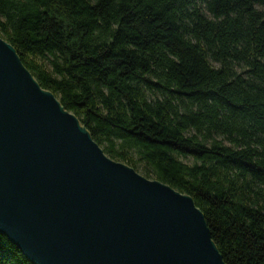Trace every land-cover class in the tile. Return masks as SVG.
<instances>
[{
	"label": "trees",
	"instance_id": "trees-1",
	"mask_svg": "<svg viewBox=\"0 0 264 264\" xmlns=\"http://www.w3.org/2000/svg\"><path fill=\"white\" fill-rule=\"evenodd\" d=\"M0 37L226 264H264V0H0ZM0 264L33 263L0 234Z\"/></svg>",
	"mask_w": 264,
	"mask_h": 264
},
{
	"label": "water",
	"instance_id": "water-1",
	"mask_svg": "<svg viewBox=\"0 0 264 264\" xmlns=\"http://www.w3.org/2000/svg\"><path fill=\"white\" fill-rule=\"evenodd\" d=\"M0 234L33 264H226L194 199L108 157L1 37Z\"/></svg>",
	"mask_w": 264,
	"mask_h": 264
}]
</instances>
